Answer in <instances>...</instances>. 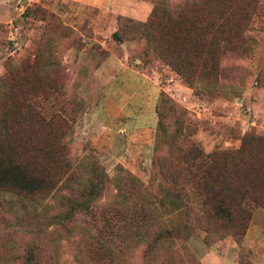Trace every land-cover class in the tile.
Listing matches in <instances>:
<instances>
[{
  "label": "rangeland",
  "instance_id": "374dc122",
  "mask_svg": "<svg viewBox=\"0 0 264 264\" xmlns=\"http://www.w3.org/2000/svg\"><path fill=\"white\" fill-rule=\"evenodd\" d=\"M165 1L175 6L182 0ZM154 3L0 0V76L41 51L51 73H62L63 94L41 98L38 109L46 119L61 114L72 127L68 149L72 168L86 158L76 180L58 184L44 199L0 192V264H23L31 248L40 264H105L90 250L94 247L88 240L95 235L100 219H111L103 215L104 211L109 213L105 208L120 204L122 195L129 193L121 188L126 173L139 180L136 187L141 185L138 193L145 198L161 197L169 189L152 167L162 93L186 111L183 130L205 153L236 148L250 131L264 136V30H248L247 35L255 39L253 51L225 52L219 59L217 79L199 81L194 89L146 50L143 39L116 42L111 36L120 18L144 21ZM34 4L54 12L55 17H23L24 9ZM166 148L161 145L157 153H165ZM92 164L105 174L104 189L97 201L102 217L79 215L70 231L55 227L49 214L63 205L64 195L79 193L90 184ZM150 200L155 204L154 197ZM156 213L165 225L176 227L175 264H194L182 252L183 243L201 264H239L240 248L232 235L208 244L204 229L193 224L191 229L184 228L183 213L175 212L170 217L162 209ZM263 213L262 208L253 209L248 244L244 239L242 242L241 254H248L247 264L261 261L254 253L253 234L258 227L264 229ZM142 237L148 240L152 236ZM146 244L143 240L131 241L119 257L120 264H150L148 258L153 254H148Z\"/></svg>",
  "mask_w": 264,
  "mask_h": 264
},
{
  "label": "trees",
  "instance_id": "16d2710c",
  "mask_svg": "<svg viewBox=\"0 0 264 264\" xmlns=\"http://www.w3.org/2000/svg\"><path fill=\"white\" fill-rule=\"evenodd\" d=\"M22 16L47 20L55 13L34 4L27 6ZM248 30H264L261 0H182L175 6L155 0L146 20L120 18L111 36L116 42L143 39L146 50L197 89V82L217 79L219 59L225 52L253 51L255 39L247 35ZM49 66L40 51L0 76L1 193L44 199L58 184L76 180L82 170L86 158L72 168L68 154L73 132L70 124L61 114L46 119L38 109L41 98L63 94V75L60 70L51 73ZM63 110L67 111L66 106ZM157 113L152 167L169 189L161 197L145 198L138 193L139 180L127 172L121 188L129 193L122 195L120 204L105 208L109 213L103 215L111 219L96 223L95 235L88 240L94 247L90 250L105 264H120L119 257L128 244L138 239L147 243L148 254H153L148 258L150 264H175L177 231L158 218L156 211L162 209L168 217L183 213L184 228L191 229L192 224L201 227L208 244L232 235L240 248L238 263L247 264L248 254H241L242 242L253 209L264 210V136L250 131L236 148L205 153L183 130L186 111L164 93ZM161 145L167 147L163 154L157 153ZM90 170V184L79 193L64 195L63 205L49 214L55 227L70 231L79 215L102 217L97 201L105 174L97 164ZM149 235L148 240L142 237ZM181 250L194 264H201L185 243ZM23 264H40L34 249L28 250Z\"/></svg>",
  "mask_w": 264,
  "mask_h": 264
},
{
  "label": "crops",
  "instance_id": "0c3cea01",
  "mask_svg": "<svg viewBox=\"0 0 264 264\" xmlns=\"http://www.w3.org/2000/svg\"><path fill=\"white\" fill-rule=\"evenodd\" d=\"M262 228H263V226H262ZM250 230H251V225L249 226V228L245 234L244 244H248L247 240L249 237ZM263 230L264 229H261V227H258V229L256 230V233L253 234L255 236L254 238L256 239V246L254 247V253H257L256 259L261 260L260 264H264V242L262 241V240H264V231Z\"/></svg>",
  "mask_w": 264,
  "mask_h": 264
}]
</instances>
